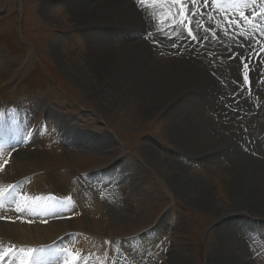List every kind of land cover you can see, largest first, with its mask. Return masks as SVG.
<instances>
[{
    "label": "rangeland",
    "instance_id": "obj_1",
    "mask_svg": "<svg viewBox=\"0 0 264 264\" xmlns=\"http://www.w3.org/2000/svg\"><path fill=\"white\" fill-rule=\"evenodd\" d=\"M50 1L60 3L63 0H0V34H2L0 41V61L4 62L3 64L0 63V104H18L19 107H23L24 103L29 102V100L40 102L41 105L39 104V107H48L47 111L49 114L46 115V118H48L46 122L48 124H53L55 127L60 125L62 132L69 131V128L65 127L66 124L70 126V128H73L75 134H77L76 136L80 137L78 138L77 146L85 147L84 145H87L85 148H80L81 150L87 151V153H79V150L72 147L76 146V144L72 143L71 140L66 141L68 142L66 145H71V148L65 147L62 152H59L61 149H55V151L58 150L57 154L55 152L37 153L38 156L33 158V162H27L28 168H35L31 170L32 172H35L37 168L38 170L36 173L39 172V170H45L46 168L45 172L50 184L59 188L61 193L67 192L70 186V183L65 180V170L74 169L75 171L81 172L92 170V168L95 167L104 168L105 165L111 164L112 162L118 161L117 163H119L120 161H123V159L129 155L131 159H133L135 167L146 172L147 168L143 164L144 161L147 167L151 169L152 173L158 179L159 176L157 175L159 173L162 176V179L175 191V194H171L170 190L166 188L167 185L160 179L166 193L176 196L179 202H181V204L178 203L181 210H176V212L173 208H170L176 213L174 216L163 209L155 210L154 212L151 211L146 214L142 207H135V203L128 193L127 184L133 180L134 183H138L141 179L135 180L136 176H132L129 181L125 180L121 183L124 184L121 186H123L124 192L127 195L125 206L127 202L131 205L126 208L125 212L122 211L121 205L107 206L105 203H102L99 205H102V209L107 213V219L105 221L94 220V215L99 210L97 203H95L92 210L86 209V213L89 215L94 214L92 215V219L88 217L86 218L85 214L83 219L74 222L79 228L83 225L82 229L89 234L92 233L95 235L100 233L103 237L119 238L134 234L146 227L151 220L162 217L155 228L134 241V246H132V243L128 245L130 246L129 251L133 254L130 256L131 261L129 264H153L157 259V256H162L161 249L165 242L161 245V239L166 237V235L169 237L171 230H173L171 234V246L167 254L169 260L168 262L166 261L165 264H223L224 260H227L228 262L236 260L239 264H264V260L260 263L256 260L252 261L251 255L247 252L243 241L238 239L244 238L243 222L246 223L241 220L240 217L243 218L244 216H247L250 219H255L258 223L257 228L263 229L264 216H259L248 211H237L232 205V199L231 201L229 200L227 196L228 193L224 192L222 189L223 186L228 185L225 180L228 171L226 170L224 174L216 178H210L208 162L201 161L200 156L198 155L199 150H197V146H200L202 141H198V144L196 145L188 146L189 149L187 146H177L174 141L175 138L168 129L171 122L175 118L178 119V117H176V114H178V110L176 112V107L179 104L190 107L189 102L184 99V94L189 91L185 88V85L182 86V84H178L179 88L175 92H168L165 100L161 103L164 87L160 86L159 83L163 82V75H157L155 71L150 69L149 73L155 75V78L148 86L157 84L155 90H162V92H147L149 87H146L147 93L143 95V98L139 99L137 102H133L134 105L130 107V110L128 109L131 111L130 113H132V115H126L125 112L118 111L117 117L109 119L105 114L111 110L110 101L104 102L100 97L107 87L116 82L117 76L121 75L124 70L128 69V65L120 67L118 66V63L125 64V59H127L128 63H131V56H129V54L132 50L133 44L138 40L136 34L133 32L128 33L119 21H113L110 17L106 16H101L99 20L95 22L85 23L84 25L75 27L73 34L83 46L86 47L89 44H97L113 48L116 52L115 55L110 57L108 72L103 75L102 82L100 80L96 82V85L97 83L100 84V82L101 84L98 85L97 89H93L91 88L90 82L84 83L74 76L68 75L65 71L60 69L59 64L57 63L53 52L54 40L55 38L69 34V28L67 26L51 25L48 23L40 5ZM205 1L206 3L203 8L206 7L205 10L207 12L208 8L214 11L215 9L212 7L211 3L208 0ZM232 1H235L236 6L238 7L242 6V12L246 11V9H243L244 3H241V0ZM165 5H169L170 8L174 6L172 0H167ZM189 5L192 6L190 3ZM250 6L251 2H247L245 7ZM148 10L149 12L154 11L156 14L158 13V16H160L159 13H161V15L163 14L158 8L142 9L139 10V16L143 18V15H146L145 13L148 12ZM236 10V7H234L231 11L226 12L230 15L231 21L235 20ZM194 11L199 18L204 16V12L199 8L198 4L192 6V12ZM200 12L202 15H200ZM217 12L221 13L223 11H216V17L220 20L219 17L222 15L217 14ZM207 17L202 20V23H199V41L197 40L198 43L188 51V54L194 56L197 60L192 63L193 66L191 68L204 71L205 76L212 82L210 92L214 95L221 96L211 97L205 88L204 94L202 98H200L204 105V108L202 107L201 110L206 111L207 115L210 117L217 115L220 112L219 107L225 102V97L236 93L235 87H232L229 80L237 78L238 72L241 69L239 64L240 58L245 57V61H247L252 60L256 56L252 54L253 49L256 47L253 46L252 42L245 43V38L250 36L253 27H246L244 31H242L246 33L247 36H241L238 43L230 35H226L227 33L225 30H227V26L218 21H214L209 16ZM229 25L232 27L233 23ZM82 28H86V31L80 32L79 29ZM173 28H177V25H173ZM178 28L180 30V26H178ZM147 29L148 27L145 29V33L147 34L146 39H148L149 42L159 39L158 41L159 43H162V47L165 46L166 43L169 45L176 43H170L166 36L164 37L166 40L161 42V38L155 37L154 34L149 36V30ZM164 30L165 28L163 27L162 31ZM180 33L182 37L185 36L182 29L180 30ZM143 34L144 33L141 35ZM165 35H167V33H165ZM250 37L253 36L251 35ZM258 37L262 36L259 35ZM140 38L138 41L141 42L142 39L140 40ZM146 39L145 42L149 43ZM62 41L63 43L68 42L64 37L62 38ZM179 43L180 45L182 44L180 40ZM202 43L205 44L204 47H201ZM237 43L238 45H236ZM191 44L193 43H186V48L190 47ZM239 45H241L242 48ZM157 49L162 53L164 51L163 48H156L155 52ZM166 51L174 53L179 50L171 51L167 48ZM198 52H203L201 54L203 58L198 57ZM208 53H214L213 56H211L212 58L206 55ZM231 54H236V58L233 61H228L226 58ZM167 56L169 55L167 54L164 56L165 59ZM169 57H172V55ZM219 57H221V59H219ZM176 58L179 64L186 60L185 55ZM219 62L221 64L220 66H217ZM168 69H173V66L171 65ZM92 70H94V68H92ZM209 70L214 71V73H216L222 80H228V88H223L217 79L215 80L210 77ZM97 74L98 77H100L101 73ZM258 76L259 75H257L256 79L261 77ZM189 79L192 78L186 77L184 81L188 82ZM179 80L181 79L177 78V80L174 81L177 83ZM259 86V83L256 82L255 93L258 91ZM199 87L201 88V86ZM200 88L195 92L196 95L199 93L198 96L200 95ZM47 99L50 103H48ZM233 101L234 99L229 97L228 103ZM42 102L46 103L43 104ZM174 113L175 116H173ZM33 114H35V112H33ZM14 118L17 117L14 116L11 118L8 115L4 122H0V133H3L4 135L6 134L5 136L10 133ZM233 118L237 120L238 117L233 116ZM255 119L257 120L256 122L248 121L246 124H264L263 114H260ZM19 120L17 118L16 123H18ZM16 127L17 125L14 123L13 129ZM55 127L51 126L50 133ZM243 128L250 129L248 127H242L241 131L244 130ZM238 131L240 132V130H237L236 134ZM251 131L253 132L251 137L254 139L250 144V146H253L252 153L255 154L256 151L258 153L256 152L255 158L251 156V154L247 155L252 159L264 162V155H261L255 146L258 142L264 143L262 141L264 129L261 126H255ZM84 133L90 138H97L98 142L104 140L106 143V138L109 140L112 136L109 140V144H111V141H114L112 146L117 150L108 157L99 155L97 149L102 148V146H99L96 139L95 141H91L90 139L87 144L86 139L89 138H86ZM246 135L245 133L240 132L237 136L241 138H234L237 139L235 142L233 139L230 142L228 138H222L221 140L219 139L216 141L217 145L220 146V154L222 156L232 155L234 151L242 150L239 147L241 144L238 142L245 144L244 139L249 137V135H247V137ZM154 137H156L163 146H168V148L173 149L174 151L172 152H176L179 155L185 154L196 157V160H192L193 167H198L201 174H208L209 178L206 180L208 181L206 186L197 187L196 189L194 188V185L198 183L196 180L199 177L192 173L190 164L187 163L188 165L185 166V164L180 163L182 167L181 172L179 173V160H177V157L174 159H167L166 157L159 155L157 151H153L150 146H155V144L151 143L152 145H150V142L154 140ZM65 139L66 138L63 137V140ZM7 144L9 145L7 146L9 151L10 145L14 146L15 143H13V141L11 143V139H8ZM145 144H148V146H144ZM38 145L43 146V144ZM228 146H232L230 149L231 151L229 152ZM250 146L247 147L250 149ZM106 147H108V145ZM106 147L101 149L107 150L104 155L110 153V148L106 149ZM161 147L162 146H158V148ZM89 148H92V150H89ZM216 152L217 150L214 149L208 152V155H217ZM6 153L7 152L1 153L0 149V161L5 159L4 156ZM160 153H163L161 149ZM170 154L172 153L170 152ZM11 159L10 166L5 168L0 176L3 180L6 179L4 175L9 176L10 169L13 168L18 160L27 159V155L22 151H17ZM111 165H114V163ZM161 166H165L166 169L161 170ZM24 170H27L26 174H28V169ZM229 170L232 172L234 179L247 176L233 169ZM124 176H126V173ZM40 177H43L44 179V176H37L35 178L39 180ZM144 177L145 181L143 185L137 187L134 196L135 198L146 197L147 200H152L154 189L148 184L144 186L146 182H149L147 181V178H149L148 174H145ZM254 178L257 183L262 184V187L264 188V181L256 176H254ZM43 179L36 184L33 183L34 187L36 188L37 185L42 186ZM211 183H217L212 191L209 190ZM19 185L21 187L19 188L20 190L13 195H7L5 199L10 204L2 199V205H9L8 211H0V215L5 217L8 216L9 218L14 219L15 222L13 224L0 222V254L6 249L13 247L14 252L10 255V258L19 256V250L22 248L19 245H22L23 248H27L31 245H27L26 243L30 241L33 244L34 242L31 241V239L35 236L50 235V232L52 231L51 224H53L51 223L52 221H50L51 224L49 223L46 227H43L36 222H34L32 227H26L24 222H22L24 225L21 222L19 224V219L17 218L19 215L21 217L39 220H49V218L52 217L47 216L52 214V211L50 209L48 210V207L44 208L43 204L33 205L30 202L33 195L31 192L23 194V197L21 198L22 202H19V205L24 207L25 210L23 212H17V206L15 207L16 197L21 194V189L27 187L29 184L23 181ZM13 188L8 194H10ZM38 189L39 188H37V190ZM83 196L85 199H83ZM83 196L78 192L75 199L76 203L82 205V208H85V206H83L85 202L84 200L87 201L86 204L90 203L91 200H97L92 191V187L88 188ZM11 204H13V206H11ZM34 206L37 207L34 208ZM102 209L100 208V210ZM41 211L44 216L41 215ZM70 213L72 214L74 211L71 210ZM55 214L56 215L52 218L59 216V214ZM215 219H219V224L212 229ZM59 223L63 224V226L65 225V222ZM74 224L70 226V229H72L70 232L76 230L73 226ZM252 224L254 225V223ZM180 225H182L183 228L178 231ZM61 234V232L54 233L51 235L49 241H53L54 238ZM101 236L95 235V238L91 239L82 237L80 243L72 246L70 249L68 247L70 245V243L67 242L68 239H62L50 248L51 251L48 255L53 254L58 256L55 264H61L65 257H69V254L71 253L69 251H73L74 247L88 245L93 239L98 238L99 240H102L103 238H101ZM77 238L79 239V237ZM57 244H60L61 246H57ZM75 244H77V240ZM234 247L237 248L239 252L233 250ZM46 250L49 251L48 249ZM202 253L205 254V262L203 263ZM42 257L44 256L42 255ZM5 261L8 264H18L17 260L6 259Z\"/></svg>",
    "mask_w": 264,
    "mask_h": 264
},
{
    "label": "bare ground",
    "instance_id": "obj_2",
    "mask_svg": "<svg viewBox=\"0 0 264 264\" xmlns=\"http://www.w3.org/2000/svg\"><path fill=\"white\" fill-rule=\"evenodd\" d=\"M230 2L231 3L229 6V9L227 8L223 10L224 13L217 12V14L222 15L221 17H219L221 21L217 19L215 10L213 11L210 8H208V12H207L205 8H203L204 4L206 3L205 0H195L193 2H189L190 4H192V6L198 4L199 8L204 12V16L199 18V16L195 13V11L192 12V6L189 5L190 7L188 10L193 14L194 20L196 22L195 30L197 33V40L200 36L199 29H198L199 23H202V20H204L205 17L209 16L214 21H218L221 24L230 28V31H229L230 36L233 39H235V41L237 42H239V38L242 35L238 34V35L233 36L232 34H235L236 31L238 33L240 31H244L246 27H253V30L250 34V36L252 35L253 37H250V36L248 37V38H253L250 40V42L253 43L254 47L264 46V36L254 31V29L256 28V25L255 24L246 25L237 19V13L242 12V6L240 7L236 6L235 1L230 0ZM166 3H167V0L164 3V5ZM180 3H183L184 6H186L185 2L180 1L179 3H175L171 9L174 10L175 7ZM40 7H42V11L48 23H50L51 25L67 26L69 28V34L67 35L65 34L59 38H55L54 40L53 52L55 54V57H56L57 63L59 64L60 69L65 71L68 75L74 76L75 78H77L78 80L84 83L90 82L91 88L93 89H97L98 85L101 84L103 75L108 72V65L110 64V57L115 55L116 52L113 48H108V47L97 45V44H89L86 47L83 46L78 41L77 37L74 36L73 34L75 27L84 25L85 23L95 22L99 20L101 16H106V17H110L113 21H119V23L126 29L128 33L133 32L134 34H136V37L138 40L141 36L140 38V40L142 39L141 42L137 40V42L133 44L132 50L129 54V56H131L132 64L128 63L127 59H125V64L118 63V66L120 67H125L126 65H128L129 67L128 69L124 70L121 73V75L117 76L116 82L113 85H110L109 87H107L106 90L103 92L102 96L100 97V99L104 102L110 101L111 110L108 111L105 115L109 119H114L115 117H117L118 111L125 112L126 115H129V114L132 115V113H130L131 111L129 110L131 109L130 107L134 105L133 102L135 101L137 102L139 99L143 98V95L147 92H151V91L155 93L162 92V90H155V87L157 84L148 86L151 84V81L155 78V75H152L151 73H149L150 69L152 71H155L157 75H163L164 83L163 82L159 83L160 86L164 87V93L162 94L161 103L165 100L168 92H175L179 88L178 84H182V86L185 85V88L189 91L184 94V99L189 102L190 107H186L183 104H179L176 107V112L178 110V114H176V117H178V119L175 118L171 122L170 127L167 126L169 131L175 138L174 141L176 142L177 146H187L188 148V146L196 145L195 142H197L198 140L199 141L201 140L202 144L200 146H197V150H199L198 155L200 156L201 161L208 162L210 178H216L224 174L226 170L228 171V174L225 176V180L228 183V185L223 186L222 189L224 190V192L228 193L227 196L229 200L231 201L232 199L233 207L237 211H248L250 213H253L259 216H264V188L262 187V184H258L256 179L254 178V176H256L260 180L264 181V162L257 160V159L250 158L247 154L243 152V150H240V151L236 150L234 151L232 155L222 156L219 151L220 146H218L216 143V141H218L219 139L210 137V131L211 130L213 131L215 129L213 126V121L215 120V117L214 116L209 117L206 111L201 110L202 107L204 108V105L201 102L200 98H202L205 88L211 97L212 96L221 97V96L214 95L210 92V87L212 84L211 80H209L208 77L205 76L204 71H202L201 69L194 70L191 68L193 66L192 63L196 62L197 60L195 59L194 56H190L188 52L187 54H185L186 60L183 61L181 64H179L176 57L171 58L167 56L165 59L164 56H166L167 54L162 55V52L159 49H157L156 52H153V49L150 48L148 43L145 42V39L147 38L145 29L148 27L147 30L157 31V33L153 32V34L155 35V37L161 38V42L166 40L163 37V35L167 33L166 38L169 35L174 34L175 38L177 40H180V42L183 44L185 40L182 39L183 37L181 36L178 25H177V28H173V22L171 20H168L169 22L168 21L166 22V26H161L162 28L163 27L165 28V30L162 31L158 27L160 25V22H158L159 17H160L157 15L158 13L156 14L154 11H151V10H150L151 12H149L148 10V12L145 13L146 19L144 20V18H141L139 16V8L133 5L128 0H63L60 3L56 1H50L48 3H42ZM234 7H236L237 10L235 12V20H234L235 23H233V26L231 27L228 24V20H231V17L226 12L231 11L232 9H234ZM251 7L252 5L246 8L250 9ZM153 13L156 14L155 20H153ZM159 14L161 15V13ZM175 20H177L176 16H175ZM259 20L260 18H258V21ZM79 31L85 32L86 28L79 29ZM142 33L144 34L141 35ZM259 35L262 37H258ZM63 37L66 38L68 42L63 43L62 41ZM146 40L147 42H149L148 39ZM197 54L199 58H203V56L199 52ZM263 54L264 52L258 56H257V53H255L254 55H256L255 57H257V60H259L261 56H263ZM248 61L250 60H247L245 62H248ZM0 63L3 64L4 62L0 61ZM159 63L162 65H160ZM171 65L173 66V69H168ZM249 66L251 68L252 63ZM241 67H242V64H240V68ZM92 68H94V70H92ZM97 73H101L100 77H98ZM258 75L261 76L260 74ZM186 77H190L192 79H189L188 82H185L184 79ZM173 78L174 80H177V78L181 80H179L176 83L173 80ZM99 80L101 81L100 84L97 83L96 85V82ZM199 86H201V88ZM146 87H149L147 92H146ZM199 88H200V95L198 96L199 93L196 95L195 92L198 91ZM228 100H229V96L225 97V102L223 103V105L228 103ZM223 105L219 107L220 110L223 109ZM23 112L24 113L21 114L20 121L18 123H16V118H14L13 120L14 122L10 128V133L7 136H5L6 134L4 135L3 133H0L1 153L8 152V147H7L9 146L7 144L8 139H11V143L13 141V143L15 144H18V143L20 144L22 142L24 133L26 131L25 129L26 125H28V122L30 119L29 111L27 109H23ZM31 112H32V115H35L33 114V111ZM24 114L26 116L25 121L23 119ZM173 116H175V113ZM216 117L219 118L220 113H218ZM205 121H208L209 124L205 125ZM237 121L238 122L236 124L238 126V129L240 130V132H243L241 131L242 128L240 129L239 124L242 123V127H245L246 123L241 120L240 121L237 120ZM14 123L17 125V127L13 129ZM207 126H209L210 128H208ZM255 126H261L264 129L263 123L253 124V126L250 129H248L249 133L247 135H249V139L251 140L250 144L254 141V139L251 137V134L253 133L251 130ZM60 131H62V129H60ZM41 133L43 134V132L41 131L39 132V130H37L34 133L32 137V140L34 141L31 143V145H38V144L45 145L46 143H48V141H46L45 138L40 137ZM234 138H241V137L237 136L235 132L228 138V140L231 142V140ZM244 143L247 144L246 138L244 139ZM250 144H248L247 146H250ZM107 145L109 146L110 144H107ZM144 146H148V144H145ZM232 146H228L229 147L228 152L231 151L230 149L232 148ZM255 146L257 147L261 155H264V143L258 142ZM162 147L168 148V146H163V145ZM108 148L110 147H106V149ZM168 149H169V152L166 153L164 157H166L167 159H174L175 157H177L178 158L177 160H181L180 162L178 161L179 162L178 172L179 173L181 172L182 166L180 165V163L184 162L185 160L188 164L191 165L192 173L195 176L199 177L196 180L198 183L194 185V188L196 189L197 187H205L206 184L208 183V181L206 180L209 178V176L208 174H201L198 167L196 168L193 167L192 160H196L197 158L193 156L185 155V154L179 155L176 152H172L174 151L173 149L171 148H168ZM214 149L217 150L216 152L217 155L209 156L208 152ZM152 150L155 151V149L153 148ZM20 151L24 152L27 155V159L25 160L19 159L18 162L13 166V168L10 169L9 176L4 175L6 179H10L12 182L17 181V178L21 173L25 172L26 174L27 170H24V169H28L27 162L28 161L33 162V158L38 156L37 152H30V148L21 149ZM170 152L172 154H170ZM252 152H253V149L250 154L251 156L254 157V153ZM178 156H181V157H178ZM30 169L33 170L35 168L30 167ZM160 169L165 170L166 167L161 166ZM229 169H233L237 172H241L247 176L237 177L234 179L232 172ZM37 170L38 169L36 168L35 172ZM166 173H167V170H166ZM158 176L162 180V182L167 185L166 188L170 190L171 194L172 193L175 194V191L172 189V187H170L162 179V176L159 173H158ZM41 179H43V177H40L39 180L35 178L33 179V181H26V183L29 185L21 189L20 191L21 194L19 196L17 197L15 196L16 197L15 207L22 202L21 198L23 197V194H28L29 192L34 193L37 190V188H39L38 190L41 189L42 186L37 185L35 188L33 184V183L36 184ZM20 183L21 182H19L18 185L15 184L16 186L15 185L13 186L14 188L10 192V195H13L15 194V192L20 190L19 189L21 188L19 185ZM216 185L217 183H214V188L216 187ZM211 186H212V183L209 186L210 191L214 189V188L212 189ZM5 201L7 202V200ZM11 206H13V204H11ZM8 208H9V205L7 204L2 205L0 206V211L7 212ZM40 213L41 215H43L42 211ZM52 214H55V213H53L52 211ZM54 216L55 215H52V217ZM78 220H74V222ZM217 221L219 222V219H215L214 222H217ZM71 225L72 224L68 222H65L64 226L63 224L59 222L53 223L51 224L52 231L50 232V235L48 234L41 235V236L37 235L31 239V241L34 242L33 244L30 241L26 244L31 245V246H37L42 243H49L50 242L49 240L51 239V235L57 232H61V233L70 232L72 230L70 229ZM67 242H69V239ZM57 246H61V245L57 244ZM233 250H237L239 252V250L235 247ZM13 252L14 250L12 251V253ZM43 252L45 253L47 252V253L45 254V259L41 261L39 260V257L41 253ZM49 252L50 251H47V250L41 251V253H38L33 258V262H36L37 260H39L40 264H55V261L57 260L58 256H55L53 254L48 255ZM6 259L17 260L19 264L20 257L14 256L13 258H10V256L9 257L7 256ZM223 264H239V262H237L236 260H232L231 262L224 260Z\"/></svg>",
    "mask_w": 264,
    "mask_h": 264
},
{
    "label": "snow or ice",
    "instance_id": "obj_3",
    "mask_svg": "<svg viewBox=\"0 0 264 264\" xmlns=\"http://www.w3.org/2000/svg\"><path fill=\"white\" fill-rule=\"evenodd\" d=\"M165 2H166V0H137L138 5L143 7V8H145V9L153 8L157 4L163 6ZM179 2H180V0H172L173 4L179 3ZM261 11L264 12V9H261ZM240 15L246 22L251 23V21L248 19L247 16L244 15V13H240ZM180 17L181 18L179 20H175V14H172L170 12H165L162 15H160V17H159L160 25L158 27L160 28V30H162L161 26H166V21L169 18H172L174 20V22L177 23L178 25H182V26L187 27L186 25H184V20L187 19V17L184 15L182 6H181ZM153 18L154 19L156 18V14L155 13H153ZM189 23H190V21H189ZM233 23H235V21H233ZM148 35H151V33H149ZM188 35L191 36L193 40L197 39V37L195 35H193V33H192L190 28H188ZM173 46H175V44H173ZM244 67H245V69H247L248 65L245 64ZM244 80H245V82L248 81L247 74H245ZM2 198H3V193L0 192V206H2V203H3ZM24 210H25L24 207H22L19 204L17 205V208H16L17 212H23ZM20 251L21 252H25L26 251L30 255L31 253L36 252V251H43V249L37 250V249H32V248H28V249L21 248ZM78 255L79 254H76V256L73 257V258H77ZM22 264H23V262H22ZM35 264H40L39 260H37L35 262Z\"/></svg>",
    "mask_w": 264,
    "mask_h": 264
},
{
    "label": "trees",
    "instance_id": "obj_4",
    "mask_svg": "<svg viewBox=\"0 0 264 264\" xmlns=\"http://www.w3.org/2000/svg\"><path fill=\"white\" fill-rule=\"evenodd\" d=\"M220 117L218 118V121L215 123L213 121V126H214V130L210 131V137L212 138H217V139H222V138H229L228 136H225V134L223 132H228L230 135H232L233 133H235L238 129L237 126V120H235L232 116L229 115H224V109L220 110ZM209 122L205 121V125H208ZM245 124V123H244ZM224 125H226L227 127H225ZM210 126V125H209ZM209 126H207L208 128H210ZM253 125L252 124H245V127L251 128ZM221 129H223V131L221 132ZM211 132H214V135L212 136ZM199 141V140H198ZM198 141L195 142V144H198ZM262 143V142H260Z\"/></svg>",
    "mask_w": 264,
    "mask_h": 264
}]
</instances>
